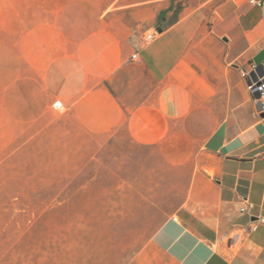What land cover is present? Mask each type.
<instances>
[{"label": "crops", "instance_id": "obj_1", "mask_svg": "<svg viewBox=\"0 0 264 264\" xmlns=\"http://www.w3.org/2000/svg\"><path fill=\"white\" fill-rule=\"evenodd\" d=\"M263 60L250 0H0V136L55 125L64 160L124 170L143 251L264 264V116L238 68Z\"/></svg>", "mask_w": 264, "mask_h": 264}, {"label": "rangeland", "instance_id": "obj_2", "mask_svg": "<svg viewBox=\"0 0 264 264\" xmlns=\"http://www.w3.org/2000/svg\"><path fill=\"white\" fill-rule=\"evenodd\" d=\"M11 69L0 65V97ZM60 136L55 125L8 144L0 136V264H174L142 250L151 224L138 216L139 193L124 189L125 171L86 155L64 160Z\"/></svg>", "mask_w": 264, "mask_h": 264}, {"label": "built area", "instance_id": "obj_3", "mask_svg": "<svg viewBox=\"0 0 264 264\" xmlns=\"http://www.w3.org/2000/svg\"><path fill=\"white\" fill-rule=\"evenodd\" d=\"M250 3L256 5L259 8H264V0H250ZM161 33L159 28H154L151 31H148L143 36V43L149 44L153 42L158 35ZM133 61L139 60L138 51L134 52L132 55ZM242 79L246 84V88L256 106V112L258 115L264 114V60L261 63L248 62L238 66ZM62 106L60 101L54 103V107L59 109ZM251 205L247 208L242 209V212L248 211ZM264 221V217L262 218Z\"/></svg>", "mask_w": 264, "mask_h": 264}, {"label": "water", "instance_id": "obj_4", "mask_svg": "<svg viewBox=\"0 0 264 264\" xmlns=\"http://www.w3.org/2000/svg\"><path fill=\"white\" fill-rule=\"evenodd\" d=\"M262 116H264V114H262Z\"/></svg>", "mask_w": 264, "mask_h": 264}]
</instances>
